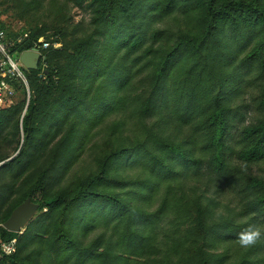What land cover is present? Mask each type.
<instances>
[{"label":"trees","instance_id":"1","mask_svg":"<svg viewBox=\"0 0 264 264\" xmlns=\"http://www.w3.org/2000/svg\"><path fill=\"white\" fill-rule=\"evenodd\" d=\"M68 1L89 14L88 28L64 26L57 40L32 29L21 50L41 37L62 47L46 51L42 76L41 67L27 71L29 105L23 89L14 107L0 110V224L26 200L39 206L20 237L0 227V245L18 240L16 253L0 264H23L22 248L37 240L73 264H129L127 256L157 253L164 255L157 264L171 258L172 264L226 262L227 253L212 250L239 244L250 224L264 225V175L241 165L264 163V0ZM170 19L183 25L157 27ZM0 30L19 35L1 21ZM245 83L257 88L261 113L249 123L235 103ZM125 106L137 117L142 138L125 135V120H114L93 155L95 168L61 186L94 127ZM153 116L177 131L188 127L189 135L179 141L163 136L160 124L148 125ZM13 140L18 153L9 161L2 147ZM135 168L136 176L121 174ZM7 174L15 183L24 177L15 198ZM189 177L232 189L240 196L237 210L215 219L214 199L200 195L205 204L183 195L176 202L169 184L156 210L133 205L139 199L150 207L160 181ZM169 215L179 230L167 231L160 252L152 230ZM263 254L261 241L238 264H264Z\"/></svg>","mask_w":264,"mask_h":264},{"label":"rangeland","instance_id":"2","mask_svg":"<svg viewBox=\"0 0 264 264\" xmlns=\"http://www.w3.org/2000/svg\"><path fill=\"white\" fill-rule=\"evenodd\" d=\"M178 18L179 17H176L175 19L177 20ZM89 19L90 16L85 10L74 6L68 0H0V21L3 22L4 25L8 27L9 31L13 33L23 34L26 32L28 34L32 31V29H44L46 30L44 33L45 36L53 40H57L61 37L57 31L58 29L63 28L64 26H68L71 29L79 23H83L85 26L84 28H88L87 24L89 22ZM172 22H174V24H180L182 23V20L177 22L172 19L165 20L164 22L157 24V27H164L167 24L173 25ZM78 35L82 36V32H79ZM243 78L247 79L246 75ZM243 86V93L240 97L236 98L235 103L241 104V109L245 113L246 117L245 121L249 123L261 116V113L255 103V97L258 95V90L250 83H245ZM145 88L148 89L147 85L145 86ZM121 118L126 122V125L124 127L125 135H129L132 139L142 138L141 133L137 132L138 135H136L135 127H137V117L131 114L129 106H127L126 108H120L118 112L110 113L105 117V119H103L100 124L94 127V129L92 130V137L89 140L88 147L85 150V153L82 155L79 161L74 164L69 170L61 186H65L67 183H69V181L72 180L74 176L78 174L84 175L95 168L93 155H98V153L101 151V148L104 147L103 144L108 133V127L114 120L117 121ZM160 121L161 118L153 116L147 122L148 125L152 123H155V126L160 124V134L176 141L182 140L189 135L190 131L188 127H180V131H177L176 126L169 123L170 121H168L167 123L169 124L165 126H163L162 122ZM246 122L245 124H247ZM21 134L23 136V130ZM8 138L11 139L12 137L9 136ZM15 147L16 142L14 143V140L13 142L9 141L5 143L4 147H2V152L10 155L9 160L18 153L15 152ZM241 165L243 167H248V170L253 172L254 174L264 175V163L250 164L247 166L242 163ZM121 174L126 177H133L139 174V169H129L122 172ZM12 175L13 174L5 175V180L7 183L13 185L12 187L15 191L13 198H15L19 194L18 189L20 188H18V186L21 184L24 177H19V180H16L17 182L15 183V181L12 179L14 175ZM201 181H197L193 177L181 179L176 182H170L166 180L160 181L159 190L154 195L150 207L139 199H135V201H133V205L143 206L148 211L156 210L159 207L164 195V191L169 184L171 185L173 191L171 194V198L173 201H179L183 195H185V197H188L191 201L194 199H199L201 202L204 201L205 204L208 203V199H214L215 202H213L214 204H212L210 209L212 211V216H214L215 219L220 215L226 216L230 214L231 211L237 210L239 206L240 196L234 193L232 189L227 187L225 188V190L220 189L219 182H215V180L209 184V187L204 185L205 180L202 179ZM205 188L208 190V193H204ZM200 195H204L208 199H201ZM8 206L9 203L5 206V209ZM37 213L35 214L33 219H35V217L39 215V213ZM174 218L175 216L173 215L165 217L162 224L158 228L152 230V235L154 236L155 240L158 241L156 243V246L158 247L157 250L160 252H163V250L166 249L164 239L166 240L167 233H170L167 231L171 230L172 233H177L179 230V227L177 228L173 224ZM192 221V218L188 220V224L186 223L184 230L192 226ZM0 227H3V224H0ZM26 227L20 229L17 232L19 234V237L25 232ZM99 232H101V229L95 230L89 235V238L93 239ZM107 233H111V229H108ZM27 239L29 238H24L23 242L26 243ZM22 249L23 251L21 252L22 254H20V259L23 264H73L72 262L68 261L66 253L54 255L48 249H45L43 247L42 240L40 242H38L37 240L30 245L24 246ZM246 249L247 248H243L239 244L219 245L216 249L212 250V253L216 255L227 253L229 258L226 262L224 261V263H220L218 260H215L212 264H238L241 260L244 259V252L246 251ZM163 257V253H157L154 255L144 254L141 256H127V259H129V264H157V261L162 259ZM172 260L173 258H171V261L168 260L166 264H172ZM174 261H176L175 257ZM6 264H10V262L7 261Z\"/></svg>","mask_w":264,"mask_h":264},{"label":"built area","instance_id":"3","mask_svg":"<svg viewBox=\"0 0 264 264\" xmlns=\"http://www.w3.org/2000/svg\"><path fill=\"white\" fill-rule=\"evenodd\" d=\"M29 34H19L16 37H8L7 34L0 30V110L9 109L18 103L21 91H26L27 106L31 98V90L28 82V70L21 62V56L24 52H37L39 54L38 71L41 67L43 72L47 69L46 51L54 47L59 49L62 45L59 42L41 37L37 42L26 50H21V46L28 38ZM27 108V107H26ZM25 113V111H24ZM23 113V115H24ZM4 162H0V167ZM17 239L3 242L0 245V261L2 259L13 256L17 251Z\"/></svg>","mask_w":264,"mask_h":264},{"label":"water","instance_id":"4","mask_svg":"<svg viewBox=\"0 0 264 264\" xmlns=\"http://www.w3.org/2000/svg\"><path fill=\"white\" fill-rule=\"evenodd\" d=\"M38 61L39 54L37 52H24L21 56V62L28 70H37ZM38 208L39 206L30 200L25 201L12 212L10 218L3 224V227L9 232L17 233L32 221Z\"/></svg>","mask_w":264,"mask_h":264},{"label":"clouds","instance_id":"5","mask_svg":"<svg viewBox=\"0 0 264 264\" xmlns=\"http://www.w3.org/2000/svg\"><path fill=\"white\" fill-rule=\"evenodd\" d=\"M264 241V225L250 224L238 236L239 245L243 248H251Z\"/></svg>","mask_w":264,"mask_h":264}]
</instances>
